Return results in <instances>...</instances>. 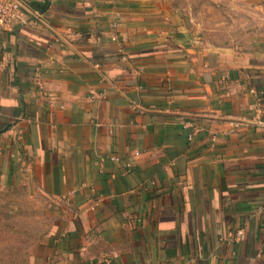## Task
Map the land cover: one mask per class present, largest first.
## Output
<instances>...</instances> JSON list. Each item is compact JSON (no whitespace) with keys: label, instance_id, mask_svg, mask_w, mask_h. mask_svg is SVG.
Returning <instances> with one entry per match:
<instances>
[{"label":"crops","instance_id":"obj_1","mask_svg":"<svg viewBox=\"0 0 264 264\" xmlns=\"http://www.w3.org/2000/svg\"><path fill=\"white\" fill-rule=\"evenodd\" d=\"M21 1L0 187L50 200L33 259L264 264V0Z\"/></svg>","mask_w":264,"mask_h":264},{"label":"rangeland","instance_id":"obj_2","mask_svg":"<svg viewBox=\"0 0 264 264\" xmlns=\"http://www.w3.org/2000/svg\"><path fill=\"white\" fill-rule=\"evenodd\" d=\"M49 203L41 195L31 197L23 185L0 187V264H40L32 256L44 252L53 224Z\"/></svg>","mask_w":264,"mask_h":264},{"label":"built area","instance_id":"obj_3","mask_svg":"<svg viewBox=\"0 0 264 264\" xmlns=\"http://www.w3.org/2000/svg\"><path fill=\"white\" fill-rule=\"evenodd\" d=\"M25 9V5L21 0H0V27L10 28L17 21H20V15L22 10ZM113 26L116 27V24L113 22ZM110 159L113 162H120L121 157L117 154H112ZM130 168V163H125V169Z\"/></svg>","mask_w":264,"mask_h":264}]
</instances>
